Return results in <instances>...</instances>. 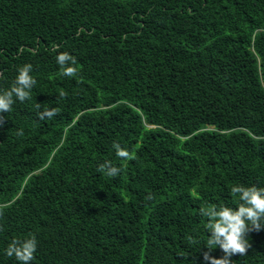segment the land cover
Instances as JSON below:
<instances>
[{
  "label": "trees",
  "instance_id": "obj_1",
  "mask_svg": "<svg viewBox=\"0 0 264 264\" xmlns=\"http://www.w3.org/2000/svg\"><path fill=\"white\" fill-rule=\"evenodd\" d=\"M29 63L32 99L0 114V264L30 234L32 264H210L200 209L264 187V0H0V89ZM248 239L232 264H264Z\"/></svg>",
  "mask_w": 264,
  "mask_h": 264
},
{
  "label": "clouds",
  "instance_id": "obj_2",
  "mask_svg": "<svg viewBox=\"0 0 264 264\" xmlns=\"http://www.w3.org/2000/svg\"><path fill=\"white\" fill-rule=\"evenodd\" d=\"M55 59L60 68L59 75L72 78L79 76L76 57L69 52H60ZM32 72L33 66L30 63L24 64L18 68L13 84L7 89H0V114L11 112L17 101L23 103L32 99L31 92L37 83ZM60 96L64 97L66 93L61 92ZM35 107L38 110L36 115L40 120L51 119L59 114V109L55 107L46 108L42 112L39 111L40 103H37ZM4 123L5 118L0 115V127ZM17 135H23V131H19ZM112 147L120 159L124 161L135 159V154L122 147L120 143L114 142ZM97 171L115 178L123 169L112 161L106 160L98 165ZM231 192L239 199L235 208L227 205H213L200 209V214L208 218L206 224L209 234L208 252L204 253V260L210 264H232L231 258L234 255H245L252 247L248 234L251 231H260L264 227V187L234 185ZM147 198L152 197L149 195ZM2 216L3 213L0 212V217ZM37 247L36 235L30 234L26 238H13L5 249V254L10 258L14 257L19 264H32L36 258ZM217 247L224 254L219 259L210 255L211 251Z\"/></svg>",
  "mask_w": 264,
  "mask_h": 264
}]
</instances>
